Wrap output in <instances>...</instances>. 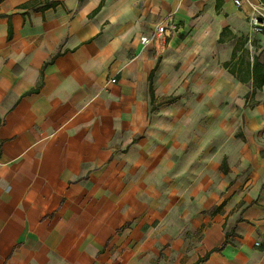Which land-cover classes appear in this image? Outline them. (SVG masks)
<instances>
[{
	"label": "crops",
	"instance_id": "1",
	"mask_svg": "<svg viewBox=\"0 0 264 264\" xmlns=\"http://www.w3.org/2000/svg\"><path fill=\"white\" fill-rule=\"evenodd\" d=\"M217 1L0 0V264H264V1Z\"/></svg>",
	"mask_w": 264,
	"mask_h": 264
},
{
	"label": "trees",
	"instance_id": "2",
	"mask_svg": "<svg viewBox=\"0 0 264 264\" xmlns=\"http://www.w3.org/2000/svg\"><path fill=\"white\" fill-rule=\"evenodd\" d=\"M55 4H56L55 2H50V3H46V4L42 5V6H36V7H33V8L40 10V9H45L47 7H51L52 5H55ZM32 5H33V2L25 4V6H28V7L32 6ZM221 5H222L221 0H218L217 4H216V8H217L218 11L220 10ZM262 31H264V28L262 29ZM225 32H226V30H224L221 33V36L219 38V42H223L225 40L224 39ZM154 73H155V70H153L151 72V75H150V93H151L152 101L155 98V92H154V87H153V76H154ZM253 78H254V81L256 83L255 88H261L264 85V65L261 63L260 58L257 57V56H255L254 63H253ZM170 100H173V98H171ZM234 231H235V227L232 229V231H227L225 243L231 242V237L235 234ZM221 249H222L221 247H218L215 250L219 251Z\"/></svg>",
	"mask_w": 264,
	"mask_h": 264
},
{
	"label": "built area",
	"instance_id": "3",
	"mask_svg": "<svg viewBox=\"0 0 264 264\" xmlns=\"http://www.w3.org/2000/svg\"><path fill=\"white\" fill-rule=\"evenodd\" d=\"M246 0H234V3L241 7ZM254 6V5H253ZM255 9H258V6H254ZM250 19L252 21V24L255 26V29L260 31L262 30L264 23H262L263 21L256 16L255 11L252 10L251 14H250ZM174 24H167L164 22H161L158 27L155 29V31L153 32V34L150 37H147L144 39V44L148 45L152 42L154 43H159L161 41H163L166 37H167V32H168V28H174Z\"/></svg>",
	"mask_w": 264,
	"mask_h": 264
},
{
	"label": "rangeland",
	"instance_id": "4",
	"mask_svg": "<svg viewBox=\"0 0 264 264\" xmlns=\"http://www.w3.org/2000/svg\"><path fill=\"white\" fill-rule=\"evenodd\" d=\"M249 5L251 7V10L255 11L256 16H258L263 21L262 23H264V5L262 4L261 6H258V9H255L254 6L251 5V4H249ZM249 21H251V19ZM253 27H254V31H258V30L255 29L254 25H253ZM263 28H264V26H263ZM235 41H238V39H236ZM237 133H238L236 135L237 137H239V136L242 137L243 136L241 133H239V130H238Z\"/></svg>",
	"mask_w": 264,
	"mask_h": 264
}]
</instances>
